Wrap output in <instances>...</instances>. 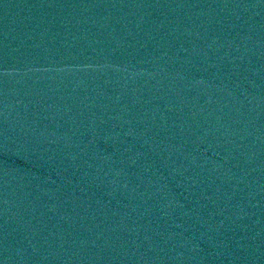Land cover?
<instances>
[{
  "label": "water",
  "instance_id": "95a60500",
  "mask_svg": "<svg viewBox=\"0 0 264 264\" xmlns=\"http://www.w3.org/2000/svg\"><path fill=\"white\" fill-rule=\"evenodd\" d=\"M0 264H264V0H0Z\"/></svg>",
  "mask_w": 264,
  "mask_h": 264
}]
</instances>
